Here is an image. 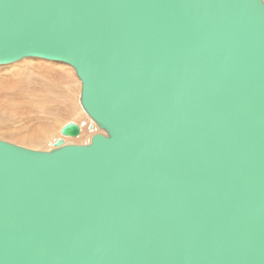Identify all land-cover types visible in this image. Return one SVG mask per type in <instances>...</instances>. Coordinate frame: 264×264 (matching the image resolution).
<instances>
[{"label":"water","instance_id":"95a60500","mask_svg":"<svg viewBox=\"0 0 264 264\" xmlns=\"http://www.w3.org/2000/svg\"><path fill=\"white\" fill-rule=\"evenodd\" d=\"M27 59L103 133L0 140V264H264V0H0Z\"/></svg>","mask_w":264,"mask_h":264},{"label":"bare ground","instance_id":"6f19581e","mask_svg":"<svg viewBox=\"0 0 264 264\" xmlns=\"http://www.w3.org/2000/svg\"><path fill=\"white\" fill-rule=\"evenodd\" d=\"M28 61H36L41 62L45 65H50L53 67H58V69L66 70L71 72L72 74L75 73L74 69L68 65L62 63H55L43 59H27L23 60L19 63L7 66H0V69L7 68V67H14L15 65L26 63ZM52 69V68H50ZM27 70V69H26ZM49 70V68H48ZM47 70V71H48ZM50 71V70H49ZM76 74V73H75ZM30 75V74H29ZM16 76H24V74H15ZM28 76V75H27ZM57 76V75H56ZM29 77V76H28ZM46 78V76H45ZM18 79V78H17ZM34 82L36 79H33ZM79 80V79H78ZM43 80H40V83ZM80 84V94H81V82ZM3 84V83H2ZM0 83V138L5 140H12L22 143H27L30 145L37 144H48L50 151L56 148L58 141H62V146L67 145H76V144H89L92 137L97 133H102V131L98 128L96 123L90 119V117L86 114L82 105L80 103V95H79V103L80 108L75 112H71L68 109L62 107L61 102L66 99V92H58V89L52 91L51 96L43 95L44 91H47L53 85L51 84H44L41 83V86L35 83H25L24 80L19 81L15 86L12 88H8L7 85H2ZM33 86V87H32ZM32 101H30V100ZM27 101L28 103H25ZM26 105L25 108L30 107L27 111H24L23 106ZM66 109V115L68 117H73L69 123L70 124H77L80 127L81 134L77 138L72 137H64L62 135V129L66 127L68 124L64 125L58 133L56 129H50L49 122L51 120H58L62 117L59 115L60 109ZM43 114L44 117L37 114ZM63 112V111H62ZM32 114H37L36 117L32 118L28 121V123H33L32 126L22 125V122L28 120L29 116ZM65 116V115H64ZM65 116V117H67ZM45 123V125H43ZM21 124V125H19ZM40 130V134L38 131ZM39 134V135H38ZM53 134V135H52ZM56 134V135H55ZM52 135V136H50ZM51 143V145H50ZM43 146V145H42ZM37 150V149H35ZM39 151V150H37ZM46 151V150H45Z\"/></svg>","mask_w":264,"mask_h":264},{"label":"rangeland","instance_id":"374dc122","mask_svg":"<svg viewBox=\"0 0 264 264\" xmlns=\"http://www.w3.org/2000/svg\"><path fill=\"white\" fill-rule=\"evenodd\" d=\"M48 68L50 71L48 70ZM50 68H52V69H50ZM19 73L24 74V76H19V77L16 76L15 77V74H19ZM45 76H46V78H45ZM33 79H36L35 82L37 84L39 83L38 86H41V83H43V81H44V84H42V85H46V84L53 85V87H51L47 91H44L43 95L51 96L52 95L51 92L56 90V89H58V92L65 91L66 92V99L61 102L62 107L68 109L72 113L79 110V108H80V103H79L80 86L78 84H80V83H79V80H78L75 73L72 74L71 72H68L66 70L58 69V67H53V66L50 67V65H45V64H42L41 62L39 63L36 61H28L26 63H21L18 65H15L14 67H7V68L0 69V83L7 85L8 88H12L21 80H24L26 84L28 82L29 83L30 82L35 83ZM40 80H43V81L40 83ZM24 102L28 103L27 101H24ZM25 107H26V105L23 106L24 111H27L30 108V107H27V108H25ZM66 109L64 110L61 108L60 111H56V112H60L59 115H62V117L58 120H51L48 123L49 127L51 126L50 127L51 130L56 129L55 133H58L64 125H66L70 121H72L71 119L73 117L71 118V117H68L66 115V113H67ZM0 114H3V113L0 112ZM37 114L40 115L41 113L39 114L37 112ZM37 114L30 115L28 120L22 122V125L24 124L25 127L32 126L33 123H28V121L31 120L32 118L36 117ZM64 115L67 117H65ZM40 116L44 117L43 114H41ZM19 125H21V124H19ZM43 125H45V123ZM38 133L39 134L41 133L40 130L38 131ZM52 135H50V136H52ZM0 140L6 141L9 143H13V144L21 146V147L33 149V150L37 149L39 151H45V150L47 151V150H49L48 148L51 147V146L49 147L48 144L46 145V143L41 144V145L38 144V146H37V144L30 145L27 143L12 141L9 139L5 140V139L0 138ZM50 145H51V143H50Z\"/></svg>","mask_w":264,"mask_h":264}]
</instances>
